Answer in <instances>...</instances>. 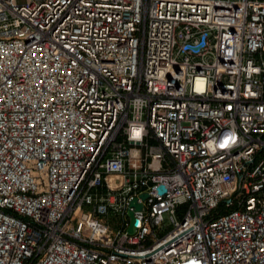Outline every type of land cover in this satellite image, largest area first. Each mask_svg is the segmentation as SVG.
<instances>
[{
  "label": "built area",
  "instance_id": "obj_1",
  "mask_svg": "<svg viewBox=\"0 0 264 264\" xmlns=\"http://www.w3.org/2000/svg\"><path fill=\"white\" fill-rule=\"evenodd\" d=\"M0 264H264V0H0Z\"/></svg>",
  "mask_w": 264,
  "mask_h": 264
},
{
  "label": "water",
  "instance_id": "obj_2",
  "mask_svg": "<svg viewBox=\"0 0 264 264\" xmlns=\"http://www.w3.org/2000/svg\"><path fill=\"white\" fill-rule=\"evenodd\" d=\"M158 190L160 193L164 192V188L163 186H159L158 187ZM141 198H146L147 197V194L146 193H142L141 195ZM130 205L134 208V210H140L142 208V204L140 203H137L136 202V197H133L131 200H130ZM134 210H129L128 211V216L130 217L131 219V224L129 225V227L127 228V232L128 233H133L134 229H133V226L134 224L136 223V220L134 219L133 217V211Z\"/></svg>",
  "mask_w": 264,
  "mask_h": 264
},
{
  "label": "rangeland",
  "instance_id": "obj_3",
  "mask_svg": "<svg viewBox=\"0 0 264 264\" xmlns=\"http://www.w3.org/2000/svg\"><path fill=\"white\" fill-rule=\"evenodd\" d=\"M167 221V220H166Z\"/></svg>",
  "mask_w": 264,
  "mask_h": 264
}]
</instances>
